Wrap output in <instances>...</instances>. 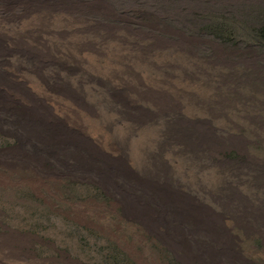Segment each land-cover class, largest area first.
<instances>
[{
    "label": "rangeland",
    "instance_id": "1",
    "mask_svg": "<svg viewBox=\"0 0 264 264\" xmlns=\"http://www.w3.org/2000/svg\"><path fill=\"white\" fill-rule=\"evenodd\" d=\"M0 36V264H264V0H0Z\"/></svg>",
    "mask_w": 264,
    "mask_h": 264
},
{
    "label": "bare ground",
    "instance_id": "2",
    "mask_svg": "<svg viewBox=\"0 0 264 264\" xmlns=\"http://www.w3.org/2000/svg\"><path fill=\"white\" fill-rule=\"evenodd\" d=\"M2 39L4 40V38H2V36H0V47H2L3 43H4ZM19 49H21V48H19ZM21 51L24 52L25 50H21ZM29 52H31V51H29ZM25 53H27V51H25ZM0 84L2 85V80L1 79H0ZM4 85L7 86V88L9 87L8 88L9 90H8L7 94L0 95V105H1V107L2 106L6 107V108L13 107L14 99H15V97L13 96V92L20 93L22 95V97L25 98L28 101H29V99H32V96L27 92V90L25 88H21V87L15 88L13 85L9 86V84L7 82ZM25 109H26V116L30 117L32 119L28 123V121L26 122L24 120L25 119L24 118L23 119L24 121L22 122L24 127L27 128L26 134L29 137L32 138V137H36L37 136V133H36V131L33 128V127H35V125H36L37 128H39V129L42 128L45 131H47L48 128L51 129V132L47 131L50 136L47 137V139H45V140L42 139L44 142H46L45 144H47V146H48V151L52 150V149H55V147H57V146H61V144H63L64 146L71 145L72 147L77 149L76 151H79L81 148L86 149V147L88 146L89 142H87V140H85V139L78 140L77 138L74 137L75 135L73 136L70 132L65 131L62 128V126L60 125L59 121L57 119L53 118L52 116H50L47 113V110L44 111L40 107H36V106L34 108H32V109L31 108H25ZM21 121H22V119H21ZM17 127H19V126H17ZM53 128L55 130H53ZM38 138H40V137H38ZM45 148H46V146H45ZM58 150H60V149H58ZM169 199L172 200L171 198H169ZM170 200H169V202H170ZM171 202H173L174 205L176 204L178 207H181L184 211L187 209V208H185L186 206L183 203H181L180 201H178V200H177V202H175L174 200H172ZM177 206H175V207L178 208ZM187 210H189L191 212L190 214L192 216H194L195 218L203 217L204 215L201 212H206L205 210L198 209L196 207L195 208L189 207ZM142 215L144 216L145 219L149 220V218H150V220H152L151 217H150V211L144 210L142 212ZM194 217L192 219H195ZM177 231H175V235H178Z\"/></svg>",
    "mask_w": 264,
    "mask_h": 264
}]
</instances>
